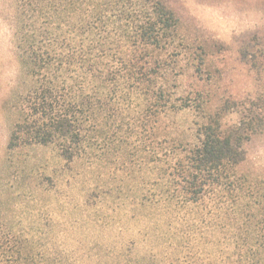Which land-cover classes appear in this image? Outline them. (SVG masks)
<instances>
[{
  "label": "rangeland",
  "instance_id": "374dc122",
  "mask_svg": "<svg viewBox=\"0 0 264 264\" xmlns=\"http://www.w3.org/2000/svg\"><path fill=\"white\" fill-rule=\"evenodd\" d=\"M20 1L43 11L35 20L66 43L86 42L73 27L82 0L73 6L64 0L58 11L51 9L56 0ZM172 2L180 17L174 46L137 52L162 60L148 69L155 92L133 83L117 88L115 97L110 93L99 117L85 125L84 147L69 161L52 143L7 149L34 80L18 57V0H0L1 261L7 246L21 244L34 257L28 264H118L121 253L141 264H161L164 254L166 263L177 257L181 264H229L216 256L220 248L230 253L233 224L261 221L264 234V0ZM106 31L117 40L111 26ZM209 112L224 127L252 119L235 185L245 190L250 184L259 194L242 214L238 188L211 190L197 206L165 202L172 178L167 159ZM9 264L25 263L15 253Z\"/></svg>",
  "mask_w": 264,
  "mask_h": 264
},
{
  "label": "trees",
  "instance_id": "16d2710c",
  "mask_svg": "<svg viewBox=\"0 0 264 264\" xmlns=\"http://www.w3.org/2000/svg\"><path fill=\"white\" fill-rule=\"evenodd\" d=\"M172 1L82 0L73 27L80 35H86L87 40L72 46L65 37L60 38L56 29L38 24L35 18H41L43 11L26 9L25 3L18 0V57L34 84L25 94L22 120L13 125L7 149L20 143H52L71 161L84 147L85 125L90 118L99 117L110 93L115 97L117 88L133 83H146L149 92L154 93L155 86L147 78L148 69L159 68L162 60H148L147 55L140 57L138 53L149 48L165 51L174 46L180 17L171 7ZM67 4L56 0L51 9L63 10ZM71 5H75L73 0ZM30 11L36 14H27ZM47 11L50 12V7ZM29 15L33 22H24ZM110 26L116 31V41L108 37L106 29ZM240 55L243 61L248 60L245 48L240 49ZM158 92L162 94V86ZM207 115L195 133H191V140L181 143L167 159L168 176L172 178H168L170 196L165 202L173 208L177 207L175 200L183 202L182 205L197 206L211 190L238 188L237 207L242 214L254 207L253 193L259 194L250 184L245 190L235 185L238 182L234 169L244 161L243 145L248 140L245 133L252 119L244 121L246 124L239 121L224 127L217 113ZM250 225H232L234 230L227 237L232 246L230 253L220 248L216 260L228 259L229 264H264L262 222L254 223L255 228ZM22 248L21 244L17 248L7 246L1 252L5 258L1 261L0 256V264H9L15 253L28 264L34 257L23 253ZM167 255L164 254L161 264H181L177 257L175 262H164ZM131 260L121 253L117 263L141 264Z\"/></svg>",
  "mask_w": 264,
  "mask_h": 264
}]
</instances>
